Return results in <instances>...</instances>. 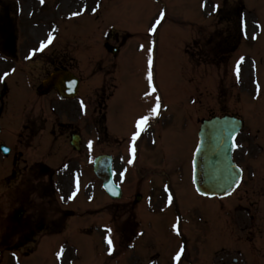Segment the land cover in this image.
<instances>
[{
  "label": "flooded vegetation",
  "instance_id": "flooded-vegetation-1",
  "mask_svg": "<svg viewBox=\"0 0 264 264\" xmlns=\"http://www.w3.org/2000/svg\"><path fill=\"white\" fill-rule=\"evenodd\" d=\"M35 9L42 12L35 0H0V135L10 138L0 264H264V120H244L234 156L239 189L205 202L191 177L202 95H119V55L105 49L92 85L95 73L80 69L91 45L78 50L70 34L41 51L50 29ZM103 39L104 47L121 45L117 35ZM54 72L77 79L39 91ZM76 80L78 92H67ZM236 100L241 114L248 104ZM145 115L150 127L133 157ZM101 155L113 159L117 199L95 176Z\"/></svg>",
  "mask_w": 264,
  "mask_h": 264
},
{
  "label": "rangeland",
  "instance_id": "rangeland-1",
  "mask_svg": "<svg viewBox=\"0 0 264 264\" xmlns=\"http://www.w3.org/2000/svg\"><path fill=\"white\" fill-rule=\"evenodd\" d=\"M98 1L88 0L90 8H95ZM101 1V18L87 16L60 23L58 17L73 14L74 7L80 5L79 1L44 0L49 8L44 16L49 18L41 27H51L50 23L55 22L59 29L65 26L69 34H80L82 40L87 38L86 34L92 37L100 31L117 30L113 32L120 34V40H127L118 59L119 95H204L205 103L208 99L214 104L217 95H225V98L229 95H264V0H244L248 9L253 11L252 15L246 12L248 38L241 42V53L228 54L229 58L226 56L224 59L229 62L218 68L200 66L196 57L192 61L191 52H196L195 47L206 44L209 39L215 43L218 33L223 34L226 25H221V21L212 15L222 0ZM153 27L156 28L155 33L150 31ZM80 37L73 39V46L82 48L91 44L90 41H82L78 45ZM250 49L245 64L247 76L242 67L239 74H234V61L242 51ZM80 64L81 70L86 68L85 61ZM249 111L251 115L256 113L253 108ZM216 112L221 115L219 109ZM207 115L205 112V118ZM7 139L10 140L4 135L5 144ZM4 188L0 174V202ZM78 239L82 247L87 246L85 239Z\"/></svg>",
  "mask_w": 264,
  "mask_h": 264
},
{
  "label": "water",
  "instance_id": "water-1",
  "mask_svg": "<svg viewBox=\"0 0 264 264\" xmlns=\"http://www.w3.org/2000/svg\"><path fill=\"white\" fill-rule=\"evenodd\" d=\"M240 128V121L228 117L204 123L194 173L195 186L200 194L209 197L224 196L238 185L240 176L233 163L232 153ZM96 168L105 188L111 192L115 186L109 167L103 170L102 160H98Z\"/></svg>",
  "mask_w": 264,
  "mask_h": 264
},
{
  "label": "snow or ice",
  "instance_id": "snow-or-ice-1",
  "mask_svg": "<svg viewBox=\"0 0 264 264\" xmlns=\"http://www.w3.org/2000/svg\"><path fill=\"white\" fill-rule=\"evenodd\" d=\"M218 9H219V5H216L215 6V10H218ZM150 31L152 33H155L156 28L153 27L152 29H150ZM48 43H50V40L42 43V46H41L40 50L42 51L43 48L46 47ZM33 54H35V51H34ZM150 64H151V61H150ZM237 74H239V69L238 68H237ZM148 79H149V81L152 80L151 74H149ZM153 91H155V86L154 85H153ZM158 99L159 98L157 97V100ZM82 104H83V102H82ZM151 111H152V113L158 115L159 114V104H157L156 108L152 109ZM150 119H151V117L149 115H145V116L141 117L139 119V121L137 122L136 127H137L138 130L133 133L132 138H131V154H132L133 157H135V154H136V151H137L136 141L139 140L141 138L142 133L144 131H146L148 127H150V124H149ZM89 147H91V144L89 145ZM4 151H9V149L4 148ZM108 231L111 232V229H109ZM177 231H178V234H179V229H177ZM108 242H109V244H112V240L111 239H109ZM182 252H183V249H181V254H182ZM181 254H177V256L175 257V259L177 261H180Z\"/></svg>",
  "mask_w": 264,
  "mask_h": 264
}]
</instances>
